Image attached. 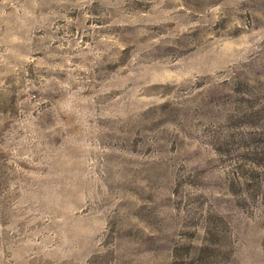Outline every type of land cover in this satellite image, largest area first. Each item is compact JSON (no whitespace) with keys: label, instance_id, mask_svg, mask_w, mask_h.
<instances>
[{"label":"rangeland","instance_id":"obj_1","mask_svg":"<svg viewBox=\"0 0 264 264\" xmlns=\"http://www.w3.org/2000/svg\"><path fill=\"white\" fill-rule=\"evenodd\" d=\"M0 264H264V0H0Z\"/></svg>","mask_w":264,"mask_h":264}]
</instances>
